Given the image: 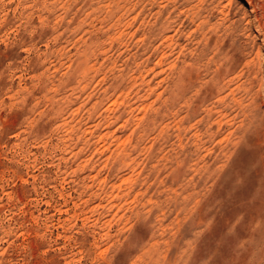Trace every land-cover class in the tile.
Returning a JSON list of instances; mask_svg holds the SVG:
<instances>
[{
    "label": "rangeland",
    "instance_id": "374dc122",
    "mask_svg": "<svg viewBox=\"0 0 264 264\" xmlns=\"http://www.w3.org/2000/svg\"><path fill=\"white\" fill-rule=\"evenodd\" d=\"M256 12L0 0V264H264Z\"/></svg>",
    "mask_w": 264,
    "mask_h": 264
},
{
    "label": "snow or ice",
    "instance_id": "6c2138e0",
    "mask_svg": "<svg viewBox=\"0 0 264 264\" xmlns=\"http://www.w3.org/2000/svg\"><path fill=\"white\" fill-rule=\"evenodd\" d=\"M238 3H240L241 7H244L246 11H249L251 13V10L253 6L256 4L257 0H237ZM257 16H259V12L256 13ZM261 35L264 36V28L261 30ZM257 46L261 49V56L264 57V44H260L259 40L256 41ZM0 120H2V117H0ZM9 121L11 125L14 127V122L12 121V118L9 117ZM3 141H0V144H2ZM6 166L5 161L3 157H0V169L4 168Z\"/></svg>",
    "mask_w": 264,
    "mask_h": 264
},
{
    "label": "bare ground",
    "instance_id": "6f19581e",
    "mask_svg": "<svg viewBox=\"0 0 264 264\" xmlns=\"http://www.w3.org/2000/svg\"><path fill=\"white\" fill-rule=\"evenodd\" d=\"M253 11H256L258 10L260 15H261V18L260 20L257 19V23L260 24L261 20L263 21L261 24H264V0H257L256 4L253 6ZM254 13V12H253ZM257 13V12H256ZM255 13V14H256ZM255 16V15H254ZM260 24V25H261ZM262 27V26H261Z\"/></svg>",
    "mask_w": 264,
    "mask_h": 264
}]
</instances>
